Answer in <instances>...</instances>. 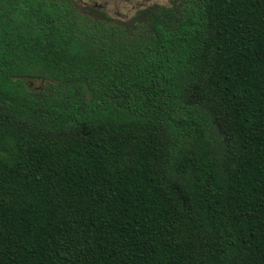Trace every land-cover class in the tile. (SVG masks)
Listing matches in <instances>:
<instances>
[{"label":"trees","instance_id":"1","mask_svg":"<svg viewBox=\"0 0 264 264\" xmlns=\"http://www.w3.org/2000/svg\"><path fill=\"white\" fill-rule=\"evenodd\" d=\"M0 264H264V0H0Z\"/></svg>","mask_w":264,"mask_h":264},{"label":"rangeland","instance_id":"2","mask_svg":"<svg viewBox=\"0 0 264 264\" xmlns=\"http://www.w3.org/2000/svg\"><path fill=\"white\" fill-rule=\"evenodd\" d=\"M103 0L98 4L97 0H75V2L83 8H92L98 9V13L100 11L106 12L109 10L107 5L102 3ZM173 0H124L127 4H123L121 7L113 5V10L110 12L111 17L120 20V22L126 23L128 20L133 18L141 9L148 7L150 5L157 4L159 6H169ZM111 6V5H109ZM141 23V22H140ZM42 85L39 83H33V88H39Z\"/></svg>","mask_w":264,"mask_h":264},{"label":"flooded vegetation","instance_id":"3","mask_svg":"<svg viewBox=\"0 0 264 264\" xmlns=\"http://www.w3.org/2000/svg\"><path fill=\"white\" fill-rule=\"evenodd\" d=\"M74 3L79 7L80 10L84 11L86 14L88 15H91L93 16L94 18H101V19H104V20H116V21H120L118 19H115V18H112L110 14V12H112V8H113V4H115V6H119L121 7L123 4H127V2H124V0H103L102 3H104V5H107L109 10H107L105 13L100 11L98 13V9H92V8H83V7H80L76 2L75 0H73ZM101 0H97L98 4L100 3ZM180 0H173L171 4L173 3H176V2H179ZM171 4L169 6H171ZM111 5V6H109ZM169 6H159L157 4H154V5H150L148 7H145L144 9H141L140 12H138L133 18H131L130 20H128L127 22L137 18L138 16H141V13L143 12H146L154 7H169Z\"/></svg>","mask_w":264,"mask_h":264}]
</instances>
